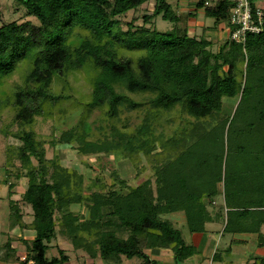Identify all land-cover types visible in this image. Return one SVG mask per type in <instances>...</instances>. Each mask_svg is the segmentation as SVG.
Here are the masks:
<instances>
[{
	"label": "trees",
	"instance_id": "16d2710c",
	"mask_svg": "<svg viewBox=\"0 0 264 264\" xmlns=\"http://www.w3.org/2000/svg\"><path fill=\"white\" fill-rule=\"evenodd\" d=\"M13 1L24 9V19L38 22L0 25V114L6 110L10 116L1 132L5 140L20 142L5 146L3 166L9 173L19 161L15 179L27 180L20 201L30 207L33 219L22 226L21 208L12 200L10 208L16 210L10 216L35 232L32 254L28 251L20 264L30 259L33 264L68 262L61 249L58 258H46L57 223L69 234L74 250L83 249L90 259L124 256L147 262L145 250L165 248L181 264L193 256V247L162 218L177 212L184 214L190 233H202L216 218L224 222V233L256 234L258 246H264V17L259 33L247 32L244 41L236 42L230 17L237 0H196L187 16L194 18L203 9L213 25L192 36L185 25L179 26L181 18L166 0ZM249 1L252 14L256 6L264 11L260 0ZM151 2L153 9L144 10L140 26L134 18L122 30L124 15ZM158 17L174 27L157 31L153 21ZM220 23L230 28L227 38L206 35ZM78 73L90 87L82 104L84 115L54 145L75 143L81 155L128 159L137 174L143 171L138 162L142 156L153 169V182L147 178L127 186L114 172L111 185L117 188L84 197L82 175L59 166L55 156L45 158L34 126L70 98L64 94L71 88L67 78ZM15 74L18 82L7 85ZM57 82L63 84L61 92L53 90ZM234 98L232 114H226L223 103ZM138 109L142 122L131 132L112 125L103 139L89 140L87 119L95 110L107 120H120L124 110ZM164 116L180 120L171 134L164 131ZM14 125L17 129L10 131ZM224 153L232 160L242 158L248 168L232 170L222 164ZM221 182L223 203L216 204ZM3 183L10 198L17 182L6 178ZM92 187L109 188L98 179ZM71 204L86 207L87 218L70 212ZM55 212L60 218H54ZM2 248L0 261L15 252L10 241ZM251 261L247 264H264V257Z\"/></svg>",
	"mask_w": 264,
	"mask_h": 264
},
{
	"label": "rangeland",
	"instance_id": "374dc122",
	"mask_svg": "<svg viewBox=\"0 0 264 264\" xmlns=\"http://www.w3.org/2000/svg\"><path fill=\"white\" fill-rule=\"evenodd\" d=\"M173 11L177 15H180L181 22L179 26L185 25V19L184 15L187 11L188 7L190 5H193V3L196 0H166ZM212 3H215L217 0H210ZM262 4V7L264 8V0L260 1ZM189 4V5H188ZM153 2H151L146 9H137L136 11L132 10L128 12L126 15H124L121 18L122 24L121 28L122 30H126V23L130 22L132 19L137 18V20L134 22L135 26H140L142 24L141 22V15L144 13V10L146 12H151L153 9ZM178 7V8H177ZM144 8V6L142 7ZM187 8V9H186ZM191 9V8H190ZM24 9L20 6H18L13 0H0V25L5 23H10L13 21L22 23L24 21H30L32 24L37 25L38 22L34 18H26L24 19ZM200 17V16H199ZM196 18V34L200 35L202 30L204 28L211 27L213 25V20L210 18H206L204 16H201V18ZM23 18V19H22ZM154 28L159 32H167L170 31L173 27V23H169L166 21L161 20L160 17L154 19ZM187 28L189 29V35L192 36L193 33V20H190L187 24ZM210 30V31H209ZM206 32V35L213 37L214 39L216 37H219L220 40L227 38V36L230 34V28L226 25H224L223 32L215 33L216 31L213 29H209ZM214 32V33H213ZM215 48V46L213 47ZM213 51H216L215 49H212ZM19 77L18 75H13L8 81L7 85H12L15 82H18ZM69 82L70 89H65L64 94H67L70 96L69 99H66L55 109L53 112V115L50 118H47L46 120L38 119V122L34 126V131L36 133V137L43 141V147L45 150V158L48 160H51L55 157H57V162L59 166L63 168H67L68 170H74L78 174L82 175V181H81V194L82 196L86 197L90 194L91 191H101L106 192L108 190H114L118 187L117 184L111 185L112 178L111 175L115 172L117 176L124 180L127 186L135 187L142 181H144L147 178H150L151 182H153V169L150 167V165L146 162L145 158L141 156V159L138 161L139 166L143 168V171L141 173L137 174L135 168L132 166L131 162L128 159H115L112 155L106 156L102 153L100 154H84L81 155L77 152L75 143H56L54 145V142H57L60 135L63 132H67L70 129L74 128V126L77 125L79 119L84 115V109L82 104H84L86 100V96L89 93V85L87 84L85 80V76L83 74H76V75H70L67 78ZM62 83L57 82L53 86V90L55 92H61ZM136 99V97H135ZM237 98L231 99V100H225L223 103L222 110L226 114L231 115L232 114V106L236 104ZM227 103V104H226ZM120 120H107L105 116L98 110H95L87 119V123L90 125L91 129V136L89 140L94 141L96 139H103L104 135L108 134L110 131V127L114 125L115 127H118L121 132H131L134 128H136L139 124H141V120L143 118V114L141 111L133 110V111H126L124 110L121 115H119ZM10 116L8 111L4 110L0 114V231L4 232L5 234L8 233L9 237H3L0 235V246L3 244V242H6V239H9L12 237V233L9 232L10 223L11 221L16 220V217H11L10 214L16 210L10 208V200L16 201L22 211L23 218H32V210L30 207L24 206L22 202L20 201L21 195L24 192L26 188L27 180L24 177H21L20 179H15V173L16 169L20 166L19 161H14V166L9 168V173H6L4 170V148L7 144H14L19 145L20 142L18 140L13 139L12 137H7L8 139L5 140L3 133L1 132V129L4 124L9 122ZM178 122L180 120L176 116H164L162 124L164 125V131L167 134H171L172 131L177 126ZM177 128V127H176ZM17 129V126L14 125L10 128V131H15ZM107 136V135H106ZM53 142V144H52ZM223 163L226 164L228 167H232V170H238L240 168H248L247 162H243L242 158L240 160H232L229 156L227 157L226 153H224L222 158ZM240 161V162H239ZM32 166L34 168L37 167V161L34 158H31ZM244 165V166H239ZM216 167V165H215ZM225 168V165L222 167V169ZM24 171H22L23 173ZM8 179L9 182L15 183L16 186L13 188V194L8 198V191H7V185L3 183V180ZM101 180L106 183L107 186H109L108 189H101L92 187V182L95 180ZM223 182L218 184V203L222 204L221 201L223 200L222 190H223ZM154 186V185H152ZM91 188V190H89ZM125 192V190H124ZM17 204V205H18ZM16 206V204H14ZM14 205H11L13 207ZM70 212L74 214H78L80 216H83L84 218H87V208L80 204H71L69 205ZM10 218L14 220H10ZM54 218H60V214L58 212H55ZM162 218H168L173 220L174 222H177V225L174 224V227L176 226L182 233V238L184 239L185 243L193 247V256L188 258L187 260L183 261L181 264H197L198 260V254L199 249L198 246L193 244L190 235L192 233L189 232V227L186 222L185 216L183 213L177 212L172 214H167L162 216ZM61 228V230H60ZM0 232V233H1ZM55 233L56 237L51 239V242L47 244L45 242V245L47 244L49 246L47 252H46V258L51 259L53 257H59V249L63 250L64 254L69 257L68 264H179L169 260H164L163 256L160 254H164L163 250H156V249H150L145 250L144 253L147 254L148 259L147 262H144V259H140L137 257H134L132 259H127L124 256L117 257H110L109 259H101L100 257H97L95 259H90L84 252L83 249L74 250V248L71 245V242L68 238L69 234L65 231H63V227H61L58 223L55 227ZM197 234V233H196ZM83 235V234H82ZM87 235V234H86ZM85 236V235H84ZM5 238V240H4ZM86 238V237H85ZM11 240V238H10ZM222 248V246H220ZM28 249L29 254H32V240L29 241L25 246L22 245V248H19L18 253L20 254V251ZM146 251H151V253H147ZM196 255V256H194ZM201 257V256H199ZM174 259V258H173ZM24 260V259H22ZM3 261V260H2ZM0 262V264H7L6 262ZM14 261V260H13ZM152 261V262H151ZM10 264V263H9ZM14 264V262L12 263ZM18 264V263H17ZM29 264V263H28ZM67 264V262L65 263ZM201 264H208V260H204ZM216 264V263H213Z\"/></svg>",
	"mask_w": 264,
	"mask_h": 264
},
{
	"label": "crops",
	"instance_id": "0c3cea01",
	"mask_svg": "<svg viewBox=\"0 0 264 264\" xmlns=\"http://www.w3.org/2000/svg\"><path fill=\"white\" fill-rule=\"evenodd\" d=\"M258 3L261 4V2H258ZM192 9H193L192 5H190L187 11L185 12L184 19H185L186 24L190 22V20H193L192 35H196V21L195 20L199 16H200L199 18H201V16H204V10L203 9L197 10L195 17L189 18L187 14ZM186 24L185 26L187 27ZM224 25H225L224 23H220L217 26V29H215L216 31L215 33H217V35H219L218 34L219 32H223ZM187 32L189 34L188 28H187ZM221 203H223V200L221 201ZM216 204H219L218 199L216 200ZM211 210L212 208H209V211ZM32 219L33 218H21L20 223L23 224L22 226L29 225L31 224ZM165 219H168V218H165ZM168 220L172 222L173 227H174V224L177 225V222H174L173 224V220L171 219H168ZM10 224L11 225L9 228V232L12 233L11 235L12 237H10L11 240L10 238L6 239V242H3V244H1L0 247H3L4 244L10 241V248L14 250L15 252H13L14 254L10 255L7 260L2 261V262H6L7 264L9 263L12 264L13 262L14 264H17V263L20 264V262L23 261L22 260L23 257L26 258V255H28V249L20 251V254L18 253V250L19 248H22V245L25 246L27 243H29V241H31L34 238L35 232L31 229L20 226L19 221H16V220L11 221ZM175 228L177 227L175 226ZM223 229H224V222L221 219L216 220V218H214V221H210L204 225V231L202 233H197V234L192 233L190 235V239L192 243L197 245L199 249V254L197 255L198 256L197 264H201L204 260H208V264H213V263H216V264H247L248 262H252L251 261L252 257H264V246L263 247L258 246L259 238L257 237L256 234H248V233L227 234L223 232ZM260 233L264 237V225L261 226ZM0 235L6 238L9 237V234L8 233L5 234L4 232H1ZM220 246H222V248H220ZM154 249L156 250L159 249V250L164 251V254H160L163 256L164 260L166 261L168 259L169 260L171 259L172 261L174 260L173 253L170 249H165V248H154ZM4 251L5 250H3V248L0 250L1 256H2V253H4ZM146 252L148 254L151 253V251H146ZM7 253H10V252H7ZM29 261L33 263L31 259Z\"/></svg>",
	"mask_w": 264,
	"mask_h": 264
},
{
	"label": "built area",
	"instance_id": "2783aa9c",
	"mask_svg": "<svg viewBox=\"0 0 264 264\" xmlns=\"http://www.w3.org/2000/svg\"><path fill=\"white\" fill-rule=\"evenodd\" d=\"M253 15H255V19ZM263 17L264 11L261 7L256 6L255 12L252 14L249 0H237L230 17L231 24L236 26L231 34L232 40L242 42L247 32L259 33L262 30ZM23 259L25 260V257ZM28 263L33 264L30 261Z\"/></svg>",
	"mask_w": 264,
	"mask_h": 264
}]
</instances>
